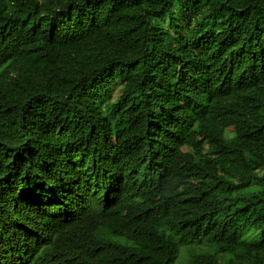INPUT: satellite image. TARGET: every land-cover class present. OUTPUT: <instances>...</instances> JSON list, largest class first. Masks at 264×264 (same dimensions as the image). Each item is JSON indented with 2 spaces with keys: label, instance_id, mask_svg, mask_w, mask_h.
Here are the masks:
<instances>
[{
  "label": "trees",
  "instance_id": "trees-1",
  "mask_svg": "<svg viewBox=\"0 0 264 264\" xmlns=\"http://www.w3.org/2000/svg\"><path fill=\"white\" fill-rule=\"evenodd\" d=\"M179 239L264 264V0H0V264Z\"/></svg>",
  "mask_w": 264,
  "mask_h": 264
},
{
  "label": "rangeland",
  "instance_id": "rangeland-1",
  "mask_svg": "<svg viewBox=\"0 0 264 264\" xmlns=\"http://www.w3.org/2000/svg\"><path fill=\"white\" fill-rule=\"evenodd\" d=\"M230 99V98H228ZM181 247L179 252L176 255V259L173 261L172 264H184L185 257H187L190 253L197 252V251H210L214 252V248H211L210 243L206 241L201 242H188L185 239H179Z\"/></svg>",
  "mask_w": 264,
  "mask_h": 264
}]
</instances>
